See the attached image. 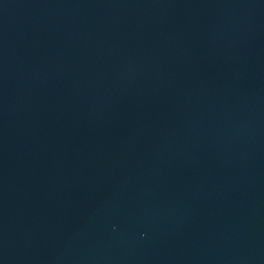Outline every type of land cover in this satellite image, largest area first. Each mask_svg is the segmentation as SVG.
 I'll use <instances>...</instances> for the list:
<instances>
[{
    "label": "water",
    "instance_id": "95a60500",
    "mask_svg": "<svg viewBox=\"0 0 264 264\" xmlns=\"http://www.w3.org/2000/svg\"><path fill=\"white\" fill-rule=\"evenodd\" d=\"M0 264H264V0H0Z\"/></svg>",
    "mask_w": 264,
    "mask_h": 264
}]
</instances>
